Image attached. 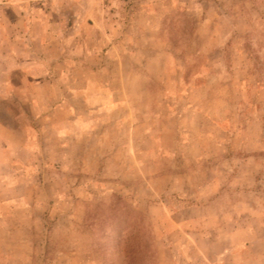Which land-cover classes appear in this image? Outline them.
Masks as SVG:
<instances>
[{"label": "rangeland", "instance_id": "374dc122", "mask_svg": "<svg viewBox=\"0 0 264 264\" xmlns=\"http://www.w3.org/2000/svg\"><path fill=\"white\" fill-rule=\"evenodd\" d=\"M7 1L0 264H264V0Z\"/></svg>", "mask_w": 264, "mask_h": 264}, {"label": "crops", "instance_id": "0c3cea01", "mask_svg": "<svg viewBox=\"0 0 264 264\" xmlns=\"http://www.w3.org/2000/svg\"><path fill=\"white\" fill-rule=\"evenodd\" d=\"M14 0H8L7 2H13ZM11 29L9 28V26H2V28H1V31H0V34H1V38L3 39H1L2 41H1V45H0V49H2V48H4V46H5V43H9V40H10V35H11ZM0 62H1V56H0ZM16 66L14 65L13 67H12V70L10 71V72H13V70H15L16 68H15ZM0 143H1V141H0ZM2 144V143H1ZM4 145V144H3Z\"/></svg>", "mask_w": 264, "mask_h": 264}]
</instances>
